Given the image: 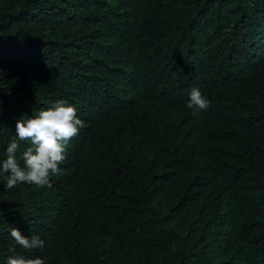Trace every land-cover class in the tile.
I'll list each match as a JSON object with an SVG mask.
<instances>
[{"label":"trees","instance_id":"1","mask_svg":"<svg viewBox=\"0 0 264 264\" xmlns=\"http://www.w3.org/2000/svg\"><path fill=\"white\" fill-rule=\"evenodd\" d=\"M58 99L84 126L51 188L0 172V264H264V0H0V161Z\"/></svg>","mask_w":264,"mask_h":264},{"label":"clouds","instance_id":"2","mask_svg":"<svg viewBox=\"0 0 264 264\" xmlns=\"http://www.w3.org/2000/svg\"><path fill=\"white\" fill-rule=\"evenodd\" d=\"M187 107L193 110V116H198L210 107V101L198 88H193ZM83 126L84 122L78 117L76 107L64 99L56 100L51 107L34 112L31 117L18 119L16 137L19 141H29L31 146L18 157L20 145L17 140L7 145L6 158L0 161V172L7 174L6 190L24 183L51 188L50 177L60 173L67 144L79 134ZM10 237L24 249L44 246V241L38 235L26 237L14 227L10 230ZM10 250L14 252L15 248ZM6 264H45V258L10 256Z\"/></svg>","mask_w":264,"mask_h":264}]
</instances>
